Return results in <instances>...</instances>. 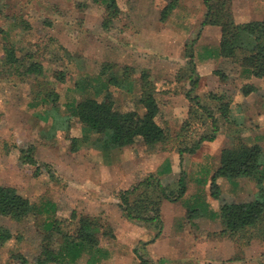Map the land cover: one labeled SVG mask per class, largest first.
Instances as JSON below:
<instances>
[{"label":"rangeland","instance_id":"obj_1","mask_svg":"<svg viewBox=\"0 0 264 264\" xmlns=\"http://www.w3.org/2000/svg\"><path fill=\"white\" fill-rule=\"evenodd\" d=\"M169 1L117 0L120 14L107 29L105 6L93 0H0V59L4 44L13 42L18 55L26 61L34 56L47 72L44 78H26L9 76L0 67V185L15 187L39 207L57 204L59 218H67L74 208L79 216L98 217L106 231L99 245L105 254L96 264H141V258L153 264H264V240L254 238L240 249L220 234L221 200L210 188L222 149L240 136L247 145L259 144L264 160V78L219 55L222 26L202 25L205 0H178L163 18ZM212 3H224L217 12L228 10L236 24L264 19V0ZM47 35L72 55L70 63L54 61L59 47L49 45ZM192 66L198 86L190 95H199L200 103L212 109L218 131L214 140L181 156L179 146L214 132L211 118L187 96ZM126 69L133 89L112 85L116 100L130 106L140 91V75L147 71L163 106L168 140L105 151L70 106L83 95H96L108 76H122ZM54 70L65 72L64 81L53 76ZM249 86L253 89L246 94ZM50 90L58 94L56 102L45 98ZM212 93L221 94L230 106L228 120L219 102L209 98ZM186 121L191 123L187 130ZM29 148L39 164L52 166L54 176L36 173V166L23 160ZM182 174L186 189L176 198ZM141 182L148 185L138 193H150L157 209L149 214H159L162 224L129 218L124 211L120 193ZM218 184L221 198L229 200L251 199L258 190L249 177L235 183L220 178ZM48 215L20 220L0 216V225L24 235L22 241L0 246V264H18L16 255L38 264L33 259L40 253ZM203 231L211 234L204 239ZM87 259L85 255L74 264Z\"/></svg>","mask_w":264,"mask_h":264},{"label":"trees","instance_id":"obj_2","mask_svg":"<svg viewBox=\"0 0 264 264\" xmlns=\"http://www.w3.org/2000/svg\"><path fill=\"white\" fill-rule=\"evenodd\" d=\"M105 6L107 16L103 26L107 29L113 27L114 20L119 16L120 9L117 0H93ZM178 0H170L163 11L166 18L177 6ZM207 6L206 18L202 22L220 24L222 26V40L219 46V55L224 58L239 62L250 74L264 78V19L252 20L245 23H234L232 16L227 11L217 12L216 7L224 8V3L214 5L212 0H205ZM217 12V13H216ZM220 14V15H218ZM49 45L57 44L59 49L54 54L55 62H63L72 59V55L66 48L59 45L52 36L47 35ZM193 62L192 49L188 51ZM31 56L25 60L23 55H18L13 42L4 44V56L0 59L1 68L9 76H22L26 78H44L47 72L43 63ZM31 59V61H30ZM192 88L187 94L188 98L195 101L211 118L213 133H206L199 137L190 146L178 147L182 156L184 153L196 152L205 141L215 139L218 131L217 120L210 107L200 103V96H191V92L198 86V76L195 66H192ZM129 71L126 69L122 76L110 75L104 81L102 87H98L96 95H83L71 103V114L82 124V128L89 133L97 134V141L105 151L145 144L153 146L168 140L167 129L164 126L163 106L157 99V88L150 79L147 71H142L140 91L134 97L130 106L125 108L115 98L110 87L112 85L126 90L133 89L129 80ZM53 76L59 81H64L66 74L63 70H54ZM253 89L249 86L244 91L249 93ZM45 98L56 102L58 94L54 90L47 91ZM210 99L219 102V110L224 119H229L230 106L222 102L221 94L212 93ZM70 116L64 120L66 123ZM190 121L184 123V129H188ZM77 138H73L75 146ZM32 148L24 150L23 160L36 166V173L51 176L55 175L52 166L39 164L32 155ZM263 149L259 144L247 145L241 136L231 145L222 149L220 165L211 177V193L219 198V217L222 222L220 234L233 240L238 248L242 249L254 238L264 240V160ZM249 177L256 181L258 190L251 199L236 200L221 198L218 180L227 178L231 183L238 179ZM184 174L179 181V191L175 196L179 198L185 193L183 182ZM148 182H141L133 189H127L120 193L123 209L129 218L157 222L162 224L159 214L150 215V211L156 208V201L150 193L139 192ZM162 190V189H161ZM164 193V192H163ZM58 206L49 202L44 207H39L30 198L20 193L15 187L0 185V216H10L15 219H27L38 217L41 213L49 215L43 222L44 238L40 247V253L33 261L38 264H74L83 256H88L86 264H96V261L105 252L101 248L100 239L105 228L98 217L90 215L79 216L76 209H71L67 218L57 216ZM206 239L211 232L203 231ZM24 235L7 226L0 225V246L10 241H22ZM18 264H27L29 259L24 255L14 256ZM141 264H153L141 258Z\"/></svg>","mask_w":264,"mask_h":264}]
</instances>
